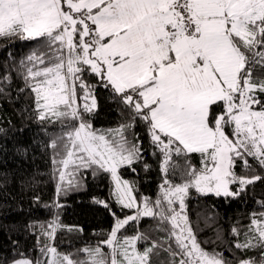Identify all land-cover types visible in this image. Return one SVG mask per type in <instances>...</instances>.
Here are the masks:
<instances>
[{
	"label": "snow or ice",
	"instance_id": "6c2138e0",
	"mask_svg": "<svg viewBox=\"0 0 264 264\" xmlns=\"http://www.w3.org/2000/svg\"><path fill=\"white\" fill-rule=\"evenodd\" d=\"M17 40L37 48L19 61L7 53L0 95L14 71L30 115L59 124L46 145L59 180L48 219L30 218L24 240L10 234L0 264H264V200L211 241L189 213L193 198L234 202L264 188V0H0V42ZM101 100L113 126H96ZM89 174L110 177L109 198L91 197L110 228L94 246L60 251L59 194ZM31 200L40 206L38 193Z\"/></svg>",
	"mask_w": 264,
	"mask_h": 264
},
{
	"label": "trees",
	"instance_id": "16d2710c",
	"mask_svg": "<svg viewBox=\"0 0 264 264\" xmlns=\"http://www.w3.org/2000/svg\"><path fill=\"white\" fill-rule=\"evenodd\" d=\"M36 48L35 43L27 40L10 43L7 49L0 42V66L9 51L19 61ZM13 77L10 95H0V129L7 130L6 134L0 132V245L7 244L10 234L12 239L24 240L19 229L30 218L37 221L48 219L43 205L57 199L56 184L59 180L58 173L53 174L52 149L46 147L50 136L53 133L59 134V124L52 127L50 120L41 123L30 115L33 111L31 98L28 93H17L21 80L16 78L14 71ZM100 104L96 126H113L116 114L104 100ZM24 178H31L32 181L27 188H23L20 183ZM139 178L141 191L154 195L156 184L145 183L143 172ZM87 179L86 187L74 189L66 195L63 192L59 194L61 206L58 215L60 223L66 226L59 228L54 238L60 251L74 252L85 246H94L106 238L104 233L110 228V215L103 210L102 205L91 200L92 196L109 198L110 177L99 176L93 179L89 174ZM151 179L156 180L154 172ZM34 192L41 197L40 206L32 203ZM260 200H264V188L257 185L254 190L249 189L243 199L234 202H226L211 195L207 200L203 197L199 200L193 198L189 204V213L193 222H198L203 229L201 239L207 237L211 241L215 238L217 226L221 233L227 234L234 224L237 227L247 225L251 213H259L261 210ZM209 212L214 214V218H208ZM141 227L154 230L155 222L144 220ZM134 228V224L129 225L127 233L131 234ZM33 239L28 238L29 247Z\"/></svg>",
	"mask_w": 264,
	"mask_h": 264
}]
</instances>
